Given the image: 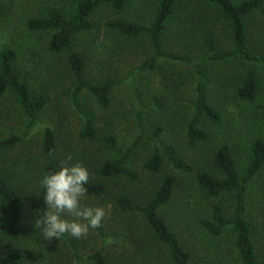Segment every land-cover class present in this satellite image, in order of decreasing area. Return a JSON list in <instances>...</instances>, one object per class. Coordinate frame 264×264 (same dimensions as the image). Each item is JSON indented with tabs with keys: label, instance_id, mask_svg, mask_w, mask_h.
Returning a JSON list of instances; mask_svg holds the SVG:
<instances>
[{
	"label": "rangeland",
	"instance_id": "obj_1",
	"mask_svg": "<svg viewBox=\"0 0 264 264\" xmlns=\"http://www.w3.org/2000/svg\"><path fill=\"white\" fill-rule=\"evenodd\" d=\"M237 3L241 0H232ZM178 6L166 22L162 35L165 51L189 59L209 55L204 43L207 36L214 38L221 50H231V38L227 23L205 0H177ZM5 15L0 17V45L9 39L11 30L5 28L4 19L12 9L24 8L37 15L48 7L60 8L69 14L76 0H3ZM158 0H129L121 13L110 6H100L92 15L90 32L76 36L74 51L82 53L84 72L90 81L108 79L124 80L109 95V104L100 107L86 90L78 95L75 105L72 92L76 82L61 59H42L41 48L46 35L32 33L37 53L20 62L22 79L30 86L31 94L46 97L47 104L39 115L41 126L50 125L55 132L57 151L53 160L58 167L80 163L89 171L93 181L95 168L114 157L101 142L104 134L114 137L120 149L131 148L128 167L138 174L135 181L124 177L101 180L105 192L100 196H87L86 203L103 206L106 210L101 226L90 230L86 236L72 238L83 255L100 250L101 264H172L165 247L152 236L140 212H124L114 205L119 194L128 195L135 203L144 204L166 175L175 178L171 198L158 210L168 228L174 232L182 246L190 253V264H238L234 246V233L225 228L221 235L208 234L200 225L208 218L211 206L218 204L223 213L230 216L233 199L229 194L210 197L199 189L195 173L198 170L212 172V158L223 143L229 145L238 168L247 162L248 144L259 127L260 112L244 107L233 95L234 87L251 66L241 58L226 62L206 61L199 64L159 59L154 69H145L129 75L153 54L148 38H128L106 23L116 18L126 21L151 22ZM12 4V5H11ZM13 6V7H12ZM12 8L11 10H9ZM4 23V24H3ZM248 49L256 56H264V5L246 20ZM27 33L18 28V34ZM48 58V59H47ZM260 84V103L264 100V64L255 63ZM126 79V80H125ZM200 81L205 93L221 112L219 124L201 123L199 128L207 134V140L190 147L186 139V126L195 112L196 85ZM141 116L139 127L138 113ZM86 116L95 129L92 139L82 136ZM27 118L10 95L0 98V140L10 135H21ZM156 141L172 146L192 167L191 173L175 171L163 157L161 169L150 173L142 169L152 152L151 136ZM42 128L30 133L6 153L0 154V173L24 199L21 233L7 236L1 231L5 219L0 204V256L8 250L20 251L23 264H76L69 243L61 237L47 241L38 224L37 193L44 176L47 161L41 150ZM245 216L251 230L254 258L264 259V165L248 183L245 193ZM68 219L73 217L68 216ZM82 264H96L86 259Z\"/></svg>",
	"mask_w": 264,
	"mask_h": 264
},
{
	"label": "trees",
	"instance_id": "obj_2",
	"mask_svg": "<svg viewBox=\"0 0 264 264\" xmlns=\"http://www.w3.org/2000/svg\"><path fill=\"white\" fill-rule=\"evenodd\" d=\"M1 1L3 0H0V17L5 15V6ZM128 2L129 0H76V5L69 14H65L57 7H48L37 15L24 10L23 7L9 9L12 10L8 11L9 16L4 19V26L11 32L9 39L0 45V98L10 94L25 114L27 123L21 135L13 134L0 140V154L11 150L40 127L42 128L41 150L47 158L43 166V174L46 175L48 172L59 169L53 160L57 151L55 132L50 125L41 126L39 124V115L47 104L46 97L41 94H31L30 86L22 79L19 70L20 62L27 58V53L32 52L31 55L34 57L38 52L36 42L31 41L29 36L32 33L46 35L45 46L41 48L43 60L45 55L54 61L64 56V63L76 82L72 92L76 106H78V95L86 90L93 96L98 106L106 107L109 104V95L113 88L124 80L90 81L84 72V56L82 53L74 51L73 44L79 33L92 30L91 17L100 6H110L112 10L121 13ZM205 2L213 7L219 18L226 21L231 38L230 51L219 49L211 36H207L204 40L209 52V55L204 58L189 59L165 51L162 47V35L166 22L177 9V0H158L154 16L148 24L116 18L107 22L106 25L128 38L146 37L152 47L153 54L133 70L127 79L128 81H131L133 75L142 70L154 69L159 59L199 64L206 61L226 62L236 57L251 64L243 76L238 78L239 81L233 92L235 99L244 107L255 108L261 115L259 127L248 144L247 162L243 167L238 168L229 145L223 143L217 148L212 158V172L198 170L195 173V180L199 189L208 196L217 197L226 193L233 199V210L230 216L225 215L218 204H214L211 206L210 216L200 221L201 227L215 237L221 235L225 228H231L234 233L238 264H264V259L257 261L254 258L251 230L245 216V193L248 183L264 165V100L262 103L258 100L260 98V84L256 70L253 68L255 63L264 64V56H256L249 52L246 20L255 11L263 7L264 0H241L237 3L232 0H205ZM20 27L27 33L24 34L20 31L18 34ZM140 112L138 113V122L139 127H142ZM222 117L219 109L206 96L205 86L198 80L195 112L186 126L188 145L193 147L207 140V134L199 128L203 121L219 124ZM158 134L159 130L151 136L153 141L152 152L144 162L142 169L150 173L158 172L161 169L163 157H165L175 171L180 173L193 172L191 165L178 154L174 147L156 141L155 136ZM82 136L89 139L95 137L93 122L88 116L85 118ZM101 142L107 151L114 152V157L102 162L95 168L94 175L97 178L89 181L87 185L88 195L91 196L104 194L105 185L101 180L124 177L129 181H135L138 178V174L128 167L131 148L120 149L110 134H104ZM174 183L175 178L166 175L144 204H137L128 195L119 194L114 199V205L124 212L138 211L142 214L152 236L167 250L172 264H190V253L182 246L177 235L168 228L165 220L158 214L160 206L171 198ZM43 192L44 189L41 185L36 198L39 219L46 211ZM0 204L5 214V219L1 223L2 233L7 236L20 235L24 199L22 194L14 189L1 173ZM62 237L69 243L76 258V264H82L86 259H92L96 264L103 263L100 250L88 256L83 255L68 234ZM23 263L24 259L20 251L8 250L0 256V264Z\"/></svg>",
	"mask_w": 264,
	"mask_h": 264
},
{
	"label": "clouds",
	"instance_id": "obj_3",
	"mask_svg": "<svg viewBox=\"0 0 264 264\" xmlns=\"http://www.w3.org/2000/svg\"><path fill=\"white\" fill-rule=\"evenodd\" d=\"M89 179L88 169L80 163L65 164L43 176L46 211L38 224L45 240L60 239L65 234L80 238L101 226L105 208L86 203Z\"/></svg>",
	"mask_w": 264,
	"mask_h": 264
}]
</instances>
